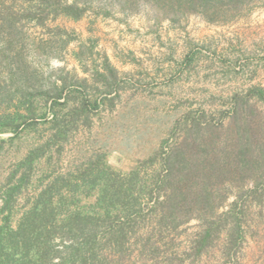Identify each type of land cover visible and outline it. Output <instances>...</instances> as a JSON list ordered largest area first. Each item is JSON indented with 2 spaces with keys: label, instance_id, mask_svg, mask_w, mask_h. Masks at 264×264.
I'll use <instances>...</instances> for the list:
<instances>
[{
  "label": "rangeland",
  "instance_id": "1",
  "mask_svg": "<svg viewBox=\"0 0 264 264\" xmlns=\"http://www.w3.org/2000/svg\"><path fill=\"white\" fill-rule=\"evenodd\" d=\"M64 1L82 8V17L39 24L22 16L26 5L17 1L14 28L0 26V91L20 88L6 58L21 51L37 92L26 127L0 134V199L16 163L50 136L52 120L68 124V143L35 166L19 205L49 172L101 154L115 170L151 173L187 139L192 161H205L214 212H193L165 238L172 241L158 264H264V0ZM9 33L10 51L3 46ZM199 191L193 185L188 198ZM234 216L239 239L228 235ZM210 225L220 237L196 257L192 246Z\"/></svg>",
  "mask_w": 264,
  "mask_h": 264
},
{
  "label": "trees",
  "instance_id": "2",
  "mask_svg": "<svg viewBox=\"0 0 264 264\" xmlns=\"http://www.w3.org/2000/svg\"><path fill=\"white\" fill-rule=\"evenodd\" d=\"M11 1L0 0V26L6 25L8 30L18 21L19 13L13 9L17 1L26 5L22 16L39 24L57 15L80 19L84 11L64 0ZM10 37L9 33V41L3 44L9 51L13 44ZM15 56L20 60L21 51ZM6 59L21 86L15 91H0V134L17 135L33 115L31 99L37 92L30 90L25 62ZM54 97L52 111L60 103L62 91ZM49 125L50 136L16 163L2 192L0 264H158L162 245L172 241L165 242V238L193 219V212L213 210L210 194L205 192L209 181L205 161H192L187 139L172 146L161 157L160 168L151 173L141 167L129 172L115 170L101 154L71 170L49 172L34 194L19 205L35 166L53 158L54 153L60 155L68 143V124L52 120ZM193 185L200 191L189 199L188 190ZM18 205L19 218L14 220ZM236 219L234 216L228 235L239 239L241 226ZM221 232L219 226L203 227L192 246L193 254L202 256Z\"/></svg>",
  "mask_w": 264,
  "mask_h": 264
}]
</instances>
